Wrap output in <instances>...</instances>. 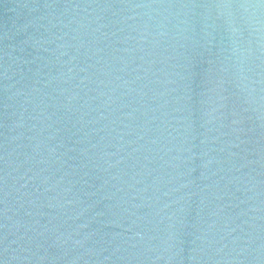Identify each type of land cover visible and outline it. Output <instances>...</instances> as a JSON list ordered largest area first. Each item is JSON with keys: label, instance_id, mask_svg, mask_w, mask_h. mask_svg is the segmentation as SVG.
<instances>
[{"label": "water", "instance_id": "water-1", "mask_svg": "<svg viewBox=\"0 0 264 264\" xmlns=\"http://www.w3.org/2000/svg\"><path fill=\"white\" fill-rule=\"evenodd\" d=\"M0 264H264V0H0Z\"/></svg>", "mask_w": 264, "mask_h": 264}]
</instances>
